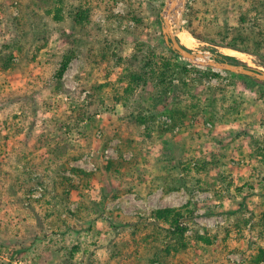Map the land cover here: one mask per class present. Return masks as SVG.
I'll use <instances>...</instances> for the list:
<instances>
[{
	"label": "rangeland",
	"instance_id": "374dc122",
	"mask_svg": "<svg viewBox=\"0 0 264 264\" xmlns=\"http://www.w3.org/2000/svg\"><path fill=\"white\" fill-rule=\"evenodd\" d=\"M169 3L0 0V264H264V81L175 52ZM258 5L188 0L175 37L264 71L217 35Z\"/></svg>",
	"mask_w": 264,
	"mask_h": 264
},
{
	"label": "trees",
	"instance_id": "16d2710c",
	"mask_svg": "<svg viewBox=\"0 0 264 264\" xmlns=\"http://www.w3.org/2000/svg\"><path fill=\"white\" fill-rule=\"evenodd\" d=\"M258 2V10L264 12V0H257ZM259 11V12H260ZM258 12V13H259ZM134 18L137 21L139 18L136 16L137 14H134ZM59 17V16H57ZM78 17V16H76ZM83 16H80V18L77 20L78 22L83 21ZM241 24H239L238 26H229L227 24L221 26V29L219 30V32L217 33L218 37L220 38V42L222 44L223 47H227V48H231L237 51H241V52H251L253 50L254 46H264V29L262 28L264 26V22H259V17L255 16L250 22L246 20L245 17H241L240 18ZM193 35H195L198 38L201 39H205L202 38V36L196 34L195 32H191ZM42 45V44H41ZM12 48H16L19 50L22 49V45L19 43V38L14 37L13 42L11 44ZM40 49L43 48V46L39 47ZM69 54V55H68ZM65 57L64 60H62V62L59 65V68L57 70V78L60 79L67 67V64L70 60L71 57H73V52L71 50H69L68 53ZM214 57L218 60H225V61H229V62H233L231 60L228 59L227 56L223 55V54H219V53H214L213 54ZM259 55V54H258ZM11 58H7V60L4 62V67H6L7 65H9V63H11ZM236 63V62H233ZM246 66V65H245ZM153 72V70H152ZM151 72V73H152ZM155 72H153L154 74ZM161 74H164V72L162 71ZM133 78V76H132ZM139 81H145L144 78H142L141 76H136V74L134 73V82L138 83ZM174 88V89H173ZM172 92L176 93V87H172ZM178 95V94H177ZM116 99H120V96L117 97ZM173 116V115H172ZM176 123L173 122V124H171V126L168 128L170 130H172V126H174ZM76 170V169H75ZM79 174L82 175H87L90 176V173L87 172H83L82 170L80 172H78ZM264 179V176H263ZM180 183V182H179ZM166 184H164L165 186ZM178 188L176 185L172 186V182L171 180L168 182V185H166V189H175ZM183 211L182 209H177V208H173V207H166V208H159L154 210L151 215L152 218L159 220L161 222H170L172 223V228H169V233H172L173 235H182L183 231L185 230V227L182 226L181 224V220L185 217V215H189V211L185 210L187 208V204L184 205ZM182 246H185L184 243L181 244ZM260 255L257 256L256 258V263L264 258V247L260 249Z\"/></svg>",
	"mask_w": 264,
	"mask_h": 264
},
{
	"label": "water",
	"instance_id": "95a60500",
	"mask_svg": "<svg viewBox=\"0 0 264 264\" xmlns=\"http://www.w3.org/2000/svg\"><path fill=\"white\" fill-rule=\"evenodd\" d=\"M169 1H170L169 5H167L164 8L166 14L163 19V25L161 30L165 43L168 46H170L175 52H177L180 56L184 58L190 59L194 63H198L199 65H208L218 69L229 70L235 73L251 76L253 78H256L257 80L264 81V71H261L253 67L245 66L242 64L232 63L225 60H218L214 57V55L212 59H208V57L210 56L209 52L190 51L189 48H187L180 41H178L175 35L178 34L181 30L180 28L182 24L184 8L188 0H169ZM172 11H174V13L177 14V18L175 21L176 33L172 32V27L170 25V17L172 15Z\"/></svg>",
	"mask_w": 264,
	"mask_h": 264
},
{
	"label": "bare ground",
	"instance_id": "6f19581e",
	"mask_svg": "<svg viewBox=\"0 0 264 264\" xmlns=\"http://www.w3.org/2000/svg\"><path fill=\"white\" fill-rule=\"evenodd\" d=\"M172 18L170 19V22L171 21H173L175 18H176V16H171ZM181 39L184 41V43L185 42H187V41H190L191 39L189 38V36L188 35H186V34H183L182 36H181ZM191 44V43H190ZM226 50V49H225ZM229 50V49H228ZM242 53V52H241ZM240 53V54H241ZM232 54V53H231ZM243 54V53H242Z\"/></svg>",
	"mask_w": 264,
	"mask_h": 264
}]
</instances>
